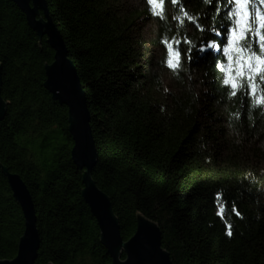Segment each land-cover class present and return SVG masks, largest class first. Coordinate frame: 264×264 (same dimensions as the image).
<instances>
[{
  "label": "trees",
  "instance_id": "16d2710c",
  "mask_svg": "<svg viewBox=\"0 0 264 264\" xmlns=\"http://www.w3.org/2000/svg\"><path fill=\"white\" fill-rule=\"evenodd\" d=\"M45 3L86 96L97 152L91 179L109 198L122 241L144 219L160 230L172 264H264V116L235 118L246 109L218 91L210 59L194 53L178 73L162 66L161 34L213 38L216 5L182 0L193 20L181 26L170 3L164 22L148 15L146 0ZM253 7L264 12L259 0ZM227 10L222 4L221 18ZM53 56L19 8L0 0V261L13 260L24 230L5 168L35 207L36 264H111L81 196L84 172L72 164L68 110L43 85ZM217 193L230 237L215 214Z\"/></svg>",
  "mask_w": 264,
  "mask_h": 264
},
{
  "label": "water",
  "instance_id": "95a60500",
  "mask_svg": "<svg viewBox=\"0 0 264 264\" xmlns=\"http://www.w3.org/2000/svg\"><path fill=\"white\" fill-rule=\"evenodd\" d=\"M19 8L27 26L38 37H45L49 48L54 51L51 65L44 70V88L59 105L68 110V131L73 142L70 150L72 164L83 171L84 203L97 222L100 244L103 245L111 264H172L169 255L161 248V233L155 224L140 219L135 234L124 243L119 232L118 220L113 215L109 198L93 183L90 172L96 165L97 152L90 129V115L86 106L82 84L72 62L68 59L63 38L48 16L45 0H10ZM39 13L42 18H39ZM2 75L0 71V94ZM6 115L5 104L0 98V122ZM12 197L23 215L24 230L12 261L0 264H36L40 235L36 224V212L29 190L16 174L1 168ZM121 254L125 259L121 260Z\"/></svg>",
  "mask_w": 264,
  "mask_h": 264
},
{
  "label": "snow or ice",
  "instance_id": "6c2138e0",
  "mask_svg": "<svg viewBox=\"0 0 264 264\" xmlns=\"http://www.w3.org/2000/svg\"><path fill=\"white\" fill-rule=\"evenodd\" d=\"M169 3L179 13L172 16L173 21L181 26L185 21L192 22L193 16L183 7L182 0H146L148 15L157 21H166V6ZM202 3L216 5L215 16L212 17L213 38L194 43L186 33H182L179 39L162 33L159 44L166 54L162 66L178 73L185 60L189 65L192 63L194 53L196 59H210L217 73L215 82L218 91L229 101L240 98L242 109H246L245 112L235 113V118L240 120L246 115L251 119L254 112L264 116V12L253 7V0H202ZM222 4L228 10L221 18ZM259 4L264 5V0H259ZM218 18L221 19L219 25L215 23ZM196 30L205 31L203 27ZM220 199L217 193L215 200L219 206L215 214L224 221L225 234L230 237L232 225L227 222V212ZM230 212L241 216L234 205Z\"/></svg>",
  "mask_w": 264,
  "mask_h": 264
},
{
  "label": "rangeland",
  "instance_id": "374dc122",
  "mask_svg": "<svg viewBox=\"0 0 264 264\" xmlns=\"http://www.w3.org/2000/svg\"><path fill=\"white\" fill-rule=\"evenodd\" d=\"M166 83H168V81H166Z\"/></svg>",
  "mask_w": 264,
  "mask_h": 264
},
{
  "label": "bare ground",
  "instance_id": "6f19581e",
  "mask_svg": "<svg viewBox=\"0 0 264 264\" xmlns=\"http://www.w3.org/2000/svg\"><path fill=\"white\" fill-rule=\"evenodd\" d=\"M162 250H164V249H162ZM16 256V255H15Z\"/></svg>",
  "mask_w": 264,
  "mask_h": 264
}]
</instances>
